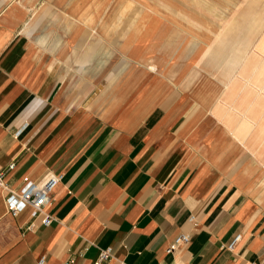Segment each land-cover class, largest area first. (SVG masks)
I'll list each match as a JSON object with an SVG mask.
<instances>
[{
  "label": "crops",
  "instance_id": "1",
  "mask_svg": "<svg viewBox=\"0 0 264 264\" xmlns=\"http://www.w3.org/2000/svg\"><path fill=\"white\" fill-rule=\"evenodd\" d=\"M156 9L0 0L3 179L62 174L48 225L11 215L0 187V264H93L108 247L110 264H264V51L175 83L151 61L168 41Z\"/></svg>",
  "mask_w": 264,
  "mask_h": 264
},
{
  "label": "rangeland",
  "instance_id": "2",
  "mask_svg": "<svg viewBox=\"0 0 264 264\" xmlns=\"http://www.w3.org/2000/svg\"><path fill=\"white\" fill-rule=\"evenodd\" d=\"M142 1L159 8L155 12L166 19L165 54L162 59L151 61L160 62L157 66L164 69L165 78L175 83L189 82L188 76L195 72L192 79L200 71L210 73L211 70L206 71L200 65L216 43L224 45L216 64L230 61L226 66L229 68L239 62L241 66H251L254 61L237 57L243 51L247 55L255 50L264 51V0H159L158 4V0ZM254 64L257 66L258 62ZM261 65L264 68V59ZM221 67L217 66L213 76H217ZM249 79L253 83V75ZM254 79L264 84V71ZM256 93L264 98V90Z\"/></svg>",
  "mask_w": 264,
  "mask_h": 264
},
{
  "label": "built area",
  "instance_id": "3",
  "mask_svg": "<svg viewBox=\"0 0 264 264\" xmlns=\"http://www.w3.org/2000/svg\"><path fill=\"white\" fill-rule=\"evenodd\" d=\"M9 168L13 167V164H9ZM62 174L55 172H46L42 177L38 179H32L25 177L22 186L14 191L7 187L3 179V174L0 170V187L7 191L5 195V205L8 212L11 215H16L20 210L26 206H30L33 214H42L41 223L43 225H48L52 218L50 215L46 214L44 207L50 201L51 194L60 182ZM240 239V234H237L232 242L228 245L229 249H232L237 241ZM189 242L188 234L181 233L176 236L173 242L169 245L168 250L172 251L178 245L186 244ZM113 259L112 250L108 248H99L96 259L93 264H110V260ZM44 256H40L37 260V264H45ZM123 264L122 262H120ZM65 264H71L66 262Z\"/></svg>",
  "mask_w": 264,
  "mask_h": 264
},
{
  "label": "bare ground",
  "instance_id": "4",
  "mask_svg": "<svg viewBox=\"0 0 264 264\" xmlns=\"http://www.w3.org/2000/svg\"><path fill=\"white\" fill-rule=\"evenodd\" d=\"M222 47H224L222 43H216L215 45H213L211 51H209L210 52L209 57L206 58L201 65L208 69L215 66H219L220 68L222 66L221 62H218L216 64V61L218 60L217 57L222 55V49H223ZM229 62L230 61L226 62L225 65H228Z\"/></svg>",
  "mask_w": 264,
  "mask_h": 264
}]
</instances>
